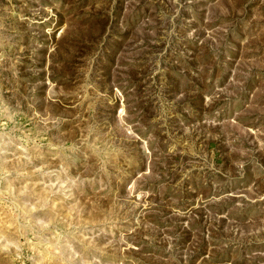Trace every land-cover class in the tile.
I'll return each instance as SVG.
<instances>
[{"label":"rangeland","instance_id":"374dc122","mask_svg":"<svg viewBox=\"0 0 264 264\" xmlns=\"http://www.w3.org/2000/svg\"><path fill=\"white\" fill-rule=\"evenodd\" d=\"M0 264H264V0H0Z\"/></svg>","mask_w":264,"mask_h":264}]
</instances>
